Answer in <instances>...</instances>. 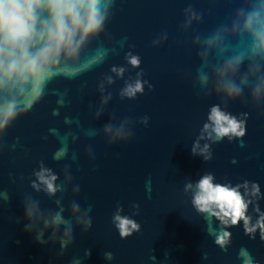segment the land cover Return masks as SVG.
<instances>
[{"label":"water","instance_id":"obj_1","mask_svg":"<svg viewBox=\"0 0 264 264\" xmlns=\"http://www.w3.org/2000/svg\"><path fill=\"white\" fill-rule=\"evenodd\" d=\"M189 2L204 14L203 20L184 38L186 43L178 42L177 29ZM238 6L239 0H216L215 3L211 0H117L106 35L113 42L127 37L124 48L74 80H56L50 85L45 100L6 134L9 144L17 137L20 144L15 151L5 152L0 157V188L11 198L0 206V264H69L73 256H83L84 250H90L91 254L83 264H153L149 260L152 254L156 264H240L241 248H246L258 264H264V243L260 242L258 234L256 240H251L244 235L241 223L229 229L232 244L227 251H221L213 237L207 235L205 221L183 195L184 183L198 180L205 172L213 173L217 182H224L225 178L233 184L243 179L258 182L264 193V111L239 101L231 104L228 110L233 114L250 113L243 141L229 143L225 140L213 145L214 158L209 163L191 155V145L206 120L209 107L219 102L214 96L205 99L193 88L189 74L194 76L198 60L195 50L191 49V35L210 32ZM165 28L169 32L168 41L153 50L152 39ZM100 43H104L103 38L94 42L92 48ZM128 45L134 48L129 49ZM129 50L141 57L145 79L154 85V91L145 89L146 94L135 101H120L117 93L123 81H117L110 89L113 100L107 113L99 121H93L88 105L99 100L98 79L112 65H124V53ZM129 74L134 76L135 72ZM65 91V106L60 108L59 116H53L60 98L54 92ZM113 111L120 118L147 115L149 127L137 124L130 143L108 147L100 136L89 139L83 135L75 122L64 124L67 116L73 121L78 119L84 129L99 128ZM51 128L61 134L70 130L80 132L65 160L52 158L60 144L57 137L49 133ZM44 136H48L47 141ZM89 143L96 151L94 164H90L84 154ZM72 151L78 154V161L71 160ZM40 160L57 173L65 163H70L74 183L81 185L79 202L83 206L92 205V229L83 236L76 229L72 249L60 259L23 230L21 200L25 194L37 196L43 208L55 207L54 200L43 193H34L29 187L32 170L38 167ZM20 174L25 176L22 184L14 182ZM149 179L150 197L145 189ZM67 203L66 199L65 205ZM132 203L141 206L140 216L133 217L141 224V232L121 240L111 224V215L118 204L124 206V214H129ZM260 206L264 211V201ZM105 252H112L114 260L106 261ZM205 252L208 260L201 259Z\"/></svg>","mask_w":264,"mask_h":264},{"label":"clouds","instance_id":"obj_2","mask_svg":"<svg viewBox=\"0 0 264 264\" xmlns=\"http://www.w3.org/2000/svg\"><path fill=\"white\" fill-rule=\"evenodd\" d=\"M116 4L117 0H0V157L16 150L20 138L9 144L6 134L18 120L45 100L50 85L61 78L74 80L124 48L127 37L113 42L106 35ZM203 15L191 2L188 3L177 29L178 42L186 43L184 38L201 24ZM101 38L104 43L92 48ZM168 39V30L162 29L150 46L158 50ZM128 47L132 49L134 45ZM191 49L195 50L198 60L194 76L189 74L193 88L205 99L214 96L219 101L209 107L206 120L191 145V155L209 163L214 158L213 145L225 140L242 142L246 136L250 113L233 114L228 110L231 104L239 101L264 111V0H239V6L231 16L210 32L192 33ZM124 62V65H112L98 79L99 100L88 105L93 121H99L107 113L113 100L110 89L117 81H123L117 93L120 101H135L146 94L145 89L154 91V85L145 79L138 54L126 51ZM130 71L135 75H130ZM54 94L60 98L52 115L59 116L67 92ZM73 122L89 139L100 136L108 147H112L130 143L136 125L147 128L150 118L147 115L120 118L113 111L102 126L87 129L80 126L78 119L64 118V124ZM49 133L56 136L60 144L53 153V160L68 158L80 132L70 130L61 134L58 129L51 128ZM42 138L47 141L48 136ZM84 154L89 163L94 164L96 151L91 143ZM78 159V154L72 151L71 160ZM16 181L22 184L25 176L20 174L15 177ZM29 187L34 193H43L54 200L55 207L43 208L37 196L25 194L21 200L24 233L32 236L36 243L49 247L55 258H63L73 247L74 231L79 229L83 236L92 229V205L83 206L79 202L81 185L74 183L70 163H65L57 173L40 160L38 167L32 170ZM145 189L150 197V179L146 181ZM183 195L205 221L207 235L213 237L215 246L221 251H227L232 244L229 229L241 223L245 236L254 241L258 234L260 242L264 243V211L260 206L264 193L258 182L243 179L233 184L227 178L217 182L213 173L205 172L198 180L184 183ZM10 199L9 193L0 188V206ZM124 213V206L118 204L111 215V224L121 240L141 232V224L133 218L140 216V204L132 203L129 214ZM46 234H49L47 239ZM90 254V250H84L83 256H73L69 264H83ZM167 256L166 253V259ZM114 258L112 252L104 253L106 261ZM201 259L208 260V253L205 252ZM238 259L240 264H258L246 248L240 249ZM149 260L156 264L153 254Z\"/></svg>","mask_w":264,"mask_h":264}]
</instances>
